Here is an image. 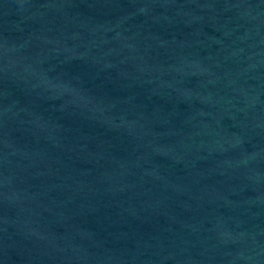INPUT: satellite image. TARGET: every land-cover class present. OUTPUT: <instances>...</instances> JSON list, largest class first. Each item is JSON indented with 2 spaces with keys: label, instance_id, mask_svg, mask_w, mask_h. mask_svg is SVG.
I'll return each instance as SVG.
<instances>
[{
  "label": "water",
  "instance_id": "95a60500",
  "mask_svg": "<svg viewBox=\"0 0 264 264\" xmlns=\"http://www.w3.org/2000/svg\"><path fill=\"white\" fill-rule=\"evenodd\" d=\"M0 264H264V0H0Z\"/></svg>",
  "mask_w": 264,
  "mask_h": 264
}]
</instances>
